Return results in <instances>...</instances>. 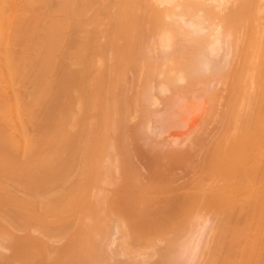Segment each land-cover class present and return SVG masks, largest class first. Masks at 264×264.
Returning <instances> with one entry per match:
<instances>
[{
    "label": "bare ground",
    "instance_id": "1",
    "mask_svg": "<svg viewBox=\"0 0 264 264\" xmlns=\"http://www.w3.org/2000/svg\"><path fill=\"white\" fill-rule=\"evenodd\" d=\"M260 1L13 0L11 6L7 3L9 9L0 0V121L9 120L13 124L5 126L15 123L22 131L15 135L10 132L14 128L7 127L13 138L0 123V208L8 212L0 221V264H189L204 233L210 232L205 225L212 216L216 222L223 216L215 229L222 258L237 243V234L252 227L251 221L264 220V208L257 209L264 206V32L257 34L256 23L249 25L256 22L254 7L264 10ZM256 19L263 23L258 14ZM229 75L232 99L224 110L225 124L215 138L206 139L208 152L189 182L183 181L194 192L173 195L185 184L170 176L169 164L186 159L193 149L184 140L175 146L173 132L198 124L203 113L200 94ZM8 84L27 86L10 92ZM251 84L258 95L253 93V100L251 94L250 99L243 97L249 99L241 101L245 108L237 103ZM6 88L9 97L18 94L9 98ZM2 89L9 102L20 101L25 93L27 101L21 99V107L14 104L16 112L11 102L7 107ZM18 112L21 130L14 118ZM33 115L41 118L36 119L35 139L25 133ZM190 132L182 135L187 141ZM165 135L160 142L154 140ZM128 140L138 147L146 140L147 151L158 147L150 154L159 173L134 174L136 156ZM19 148L26 149L23 162L16 156L24 154ZM126 170L129 177L124 176ZM209 177L215 181L207 185ZM126 180L127 194L122 189ZM5 183L11 185L9 190ZM257 184L259 190L254 191ZM235 197L242 206L243 201L249 203V209L244 211L246 204L238 207L235 201L234 208ZM253 197L260 202L252 204ZM250 204L261 211L260 220ZM237 207L241 213L236 211V216ZM242 210L254 213L248 217L256 220H246L248 213L243 214L246 222L239 218ZM233 215L239 224L240 219L245 222V229L232 223L237 221ZM8 220L27 230L12 234ZM252 230L246 235L253 237ZM242 247L233 249L236 254L245 251L238 256L254 251ZM259 248L264 251V244ZM216 259L219 264L221 258Z\"/></svg>",
    "mask_w": 264,
    "mask_h": 264
},
{
    "label": "rangeland",
    "instance_id": "2",
    "mask_svg": "<svg viewBox=\"0 0 264 264\" xmlns=\"http://www.w3.org/2000/svg\"><path fill=\"white\" fill-rule=\"evenodd\" d=\"M5 1H6V2H5ZM11 1H13V0H10V1H9V0H4V2H5L6 4H7V3L9 4ZM262 2H263V0L260 1V4L262 5V7H261V5H259V6H260L262 9H264V8H263V4H264V3H262ZM11 3H12V2H11ZM229 3H230V2H229ZM6 4H5V5H6ZM8 4H7L5 7H8ZM9 6H11V4H9ZM225 6L227 7L226 9H228V7H229L230 5L228 6V3H227V4H225ZM256 6H257V4H256ZM259 6H258V7H259ZM8 8H9V7H8ZM11 8H12V7H10L9 9H11ZM261 8H259V9H261ZM5 9H6V8H5ZM9 9H7V10H9ZM254 9H256V8L254 7ZM254 9H253V11H252V13H253L252 15H254V16L256 15V16H255V17H253L252 15H251V16L253 17V19H254V18L256 19V18H257V14H258V19L260 20V22L263 20V21H262L263 23H261V24H260V23H257V19H256V20L254 19L253 21H256V22H253V21H252L253 23H250L251 21H249V20H248V21H249V25H250V24H254V25H255V23H256V26L253 25V26H254L253 29H254V28H257L258 31H259V32L257 31V34H258V33L260 34V32H261V33L264 32V31H262V28H261V27L264 25V19H263V17H264V10H263V12H260V11L258 10V8H257L256 10H258L259 12L257 11V13L254 14V12L256 11V10H254ZM228 10H229V9H228ZM261 11H262V10H261ZM6 12L8 13V11L5 10V13H6ZM7 13H6V14H7ZM10 13H11V10H9V14H10ZM7 15H8V14H7ZM259 17H260V18H259ZM250 18H251V17H250ZM250 20H252V19H250ZM259 20H258V21H259ZM248 21H246L247 23L245 22V25H246V24L248 25ZM243 24H244V23H243ZM257 24H258V25L260 24V25H259V26H260V29H259V27H258ZM249 25H248V26H249ZM251 27H252V26H251ZM249 29H250V27L246 28L247 31H248ZM251 29H252V28H251ZM253 29H252V33L254 34ZM257 29H256V30H257ZM241 30H242V28H241ZM246 30H245V31H246ZM260 30H261V31H260ZM263 30H264V26H263ZM242 32H243V31H242ZM242 32H241V33H242ZM248 32H249V31H248ZM248 32H245V33H247V36H248ZM244 44H246V43H244ZM244 44H243V45H244ZM244 46H245V45H244ZM244 46H243V48H242L243 50L246 48V46H245V48H244ZM227 77H228V76H227ZM227 77H225V78L227 79ZM225 78H224V79H225ZM230 78H231V76L229 75V80H224V79H223L224 82H222V81L220 80L222 83H220V81H219L217 85H216L215 83H212V86L210 87V90H208V92H207V90L205 91V92H207V93L204 92V93H201V94H200V101H199V102H200V105H199L200 107H199V109H201V111L203 110V113H202V114L200 115V117H199V120H198V122H197L198 124H196L193 128H189V129L183 130L184 132H183V131H180V132H179V131L173 132V133H175V134H174V138L177 139V141L175 142V146H177V145L179 144V142H181V141H183V140H184V145H187V144H188L189 148H190V147L192 148V146H193V149L191 150L192 154L189 153L188 155H186V156H185L186 159L183 158L182 160H180V162H179V161H177V162L174 161V162H172L171 164H169V165H172V166H169V167H168V168H170L169 171L171 170V174H170V176L173 174L172 177H173V179H175V182H176V183H180L181 180H182V183H183V184H185L183 181L189 182V180H190L191 177H192L191 175H193V173L195 172V170H196L197 168H199V163H200V161L202 160L203 155L206 153V151L208 152V147H209V146L206 147L207 140H208V139H211V138H212V139L215 138V136L218 135V132H219V130H220L219 128H222V127H220V126H221V123H222V125L225 124V122H224V120H225L224 118H225V114H226L225 112H227V110H228V109H226V108H228V106H229V104H230V101H231L230 99H232L231 94H230V92H229V90H230V89H229V88H230L229 85H231V84L228 83V81L230 82V81L232 80V78H231V79H230ZM7 81H8V79H7ZM17 83H18V82H17ZM17 83H15V84H17ZM5 85H6V84H5ZM5 85H4V86H5ZM17 85H18V84H17ZM17 85H14V88H13L12 86H10L9 84H8L7 86H9L10 89H13V90H10V92H13V91L15 90V88H16L15 86H17ZM4 86H3V89H5ZM7 86H6V87H7ZM20 86H23V87L25 88L27 85H19V86H17V87H20ZM251 86H253V87H251ZM251 86H250V87H251L250 89H246V91H245V92H249V93H248V94L246 93L245 95L243 94L241 100L238 99L240 102L243 100L244 103H245V102L248 103V101H249L250 98H251V100L257 98V97H255V96L258 95V94H256L257 88L254 87L255 85H252V84H251ZM11 87H12V88H11ZM23 87H21V88L23 89ZM253 88H256V91H255V89L252 90ZM3 89H2V93H4V92H3ZM17 89H18V88H17ZM27 89L29 90V88H27ZM23 90H25V92H26V89H23ZM28 90H27V91H28ZM249 90H252L253 92L251 91V93H250ZM4 91L6 92V91H7V88H6V90H4ZM8 91H9V90H8ZM8 91H7V92H8ZM18 91H19V93L21 94V91H22V90L20 91V89H19ZM18 91H17V92H18ZM7 92H6V95L9 97L10 94L8 95ZM14 92H16V90H15ZM25 92L23 91V93H25ZM26 93H27V92H26ZM26 93H25V96H24L23 98H21V97H20V98L23 99V100H25V99H26V98H25V97H26ZM253 93H255L256 95L253 96ZM16 94H18V93H15V94H12V95L15 96ZM250 94H251V97L249 98ZM6 95H5V93L2 94V96H6ZM23 95H24V94H22V96H23ZM229 95H230V96H229ZM246 95H248V98H249V99L247 98L248 101H247L246 98H245V99L243 98V97H247ZM2 96H1V97H2ZM7 96H6L5 98H7ZM13 96H11V97H9V98H12ZM18 96H20V95H17V97H18ZM252 96L255 97V98L252 99ZM229 97H231V98H229ZM5 98H3V99L5 100ZM24 98H25V99H24ZM3 99H2V100H3ZM21 99H19L20 101H18V102L16 101V103H18L17 105H19V106H20L19 102L21 103V102L23 101V100H21ZM9 100H10V99H9ZM11 100L15 102L14 98L11 99ZM245 100H246V101H245ZM7 101H8V98H7L4 102L6 103ZM25 101H27V100H25ZM239 101H238V102H239ZM4 102H2V103L4 104ZM8 102H9V101H8ZM8 102H7V103H8ZM10 102H11V101H10ZM10 102H9V103H10ZM23 102H24V101H23ZM240 102L237 103V104H238V105H241V106L244 105V107L246 106V104H244L243 102H241V103H240ZM9 103H8V104H9ZM11 103H12V102H11ZM16 103H12V106H13L14 104H16ZM25 103H26V102H25ZM242 103H243V104H242ZM226 104H227V105H226ZM5 105L7 106V104H5ZM5 105H3V106H4V109L6 108ZM17 105H14L13 108H12V109H13L14 111H16V112H17V107H16ZM10 106H11V104H9V106H7V107L10 108ZM19 106H18V108H19ZM22 106H24V103H22ZM226 106H227V107H226ZM20 107H21V106H20ZM9 108H8V109H9ZM14 108H15V109H14ZM240 108H241V107H240ZM245 108H246V107H245ZM250 108H252V107H250ZM19 109H20V108H19ZM21 109H22V108H21ZM225 109H226V110H225ZM9 110H10V109H9ZM224 110H225V112H224ZM2 111H3V110H2ZM6 111H7V110L5 109L3 115H4V116H7V115L9 116L10 111H8V112H9L8 114H7ZM14 111H13V112H14ZM19 111H21V110H19ZM201 111H200V112H201ZM5 112H6V113H5ZM22 112H23V111H22ZM18 113H19V112H18ZM6 114H7V115H6ZM16 114H17V113H16ZM19 114H20V113H19ZM19 114H18V115H19ZM35 114L37 115V112H36ZM38 114H39V113H38ZM223 114H224V116H223ZM18 115H14V118L17 116V117H16V118H17V125H16V126H18V125L20 124L18 128H20V130H21V127H20V126H22V125H21V123H18V122H19L18 117H21V114H20V116H18ZM22 115H23V114H22ZM8 116L5 117V119H6V118L9 119L10 117H8ZM10 116H11V114H10ZM12 116H13V114H12ZM38 116L40 117V114H39ZM201 117H202V118H201ZM221 117H222V118H221ZM37 118H38L37 116L35 117V116L33 115V119H32V121L30 120V122H29L30 124H27V125L25 124L26 127H27L25 133H27L26 136L29 137V138H33V137H34L33 139H35V138L38 136V132L35 131V130H36V129H35V123L37 122L38 119H41V118H38V119H37ZM0 119H1V117H0ZM19 119H20V118H19ZM26 119H27V118H26V113H24V116H23V122L26 121ZM36 119H37V120H36ZM2 120H3V119H2ZM15 120H16V119H15ZM20 120H22V119H20ZM8 121H9V120H8ZM8 121H7V123H6V121H2V122L0 121V123L3 124V125H2V124H0V125L4 126L3 129H5V128L11 126V125H10V126H9V125L5 126L6 124H13V123H9L10 121H9V122H8ZM11 121L13 122L14 120L11 119ZM14 122H15V121H14ZM21 122H22V121H21ZM23 122H22V124H23ZM131 122H132V121H131ZM133 122H134V120H133ZM133 122H132V123H133ZM5 123H6V124H5ZM4 124H5V125H4ZM130 124H131V123H130ZM14 125H15V123H14ZM14 125H12L13 127L11 126L10 129L7 128V134H8V136L10 135L11 137H13L14 135H13L12 133H14L15 135H16V134L18 135V133H19V134L22 133V131H21V132L18 131V130L16 129L17 127H15ZM218 126H219V127H218ZM13 128H14V129H13ZM22 128H23V127H22ZM8 129H9V130L13 129L12 131H10V132H12L11 134H12L13 136L10 134V132H8ZM16 130H17V133H16ZM22 130H23V129H22ZM190 130H191V131L193 130V132H192V133L190 132L191 134L188 133V134H190L191 136L189 135L190 137H188V141H187L186 138H187L188 135H187L185 132H187V131L189 132ZM216 130H217V131H216ZM4 131H6V130H4ZM13 131H15V132H13ZM23 131H25V130H23ZM213 131H214V132H213ZM215 131H216V132H215ZM182 132H183V133H182ZM130 133H132V132H130ZM130 133H129V134H130ZM184 133L187 135V136H186V135L183 136L186 140L183 139V137H182V135H183ZM133 134H134V133L130 134V135H131V137H130L131 140H132V138L134 137ZM146 134H148V133H146ZM213 134H214V137L212 136ZM24 135H25V134H24V132H23V136H24ZM130 135H129V136H130ZM198 135L203 136V137H201V138L199 137V138H198ZM132 136H133V137H132ZM14 137H15V136H14ZM14 137H13V138H14ZM16 137H17V136H16ZM20 137H22V136H20ZM163 137H166V135H165V136H162V137H157V136H156L157 139H155V137H154V140H156V142H158V139H159V142H160V141L163 139ZM18 138H19V136H18ZM22 138H23V137H22ZM128 138H129V137H128ZM130 138H129V139H130ZM15 139H17V138H15ZM15 139H14V140H15ZM19 139H20V138H19ZM206 139H207V140H206ZM17 140H18V139H17ZM204 140H205V141H204ZM22 141H23V139H21L20 142H22ZM128 141H130V140H128ZM143 141H144V142H143ZM143 141H142L143 143L138 142V144L140 143V147H138L139 145L137 146V142H136V144H135V141H134V142L132 141L133 143H132L131 141H130V143L128 142V145H129V149H130V151H131V149H132V151L134 150L133 152L135 153V156H136V157H134V156L132 157V161L134 162V165H133V166H134V168H136V171L134 172V174H137V176L139 175V176H142V177H143L144 175L148 176L149 173H150V174L153 173V174H152V176H153V175H155V173L157 174V173H159V172L157 171L158 168L156 169V168H154L155 166H153V165H155L156 163L153 161V160H154V159H153L154 157H152V156H154V155L150 154V152L153 153L156 149L158 150V147H154L155 149H154V148L151 149L152 151H151V150H150V151H147V149H146V148H147V144H145L147 141H146V140H143ZM191 141H192V143H194L193 145H192ZM209 141H210V140H209ZM18 142H19V141H18ZM187 142H188V143H187ZM197 142H198V143H197ZM205 142H206V143H205ZM118 143H119V142H118ZM131 143H132V144H131ZM154 143H155V142H154ZM176 143H177V144H176ZM190 143H191V146L189 145ZM200 143H201V144H200ZM130 144H131V145H130ZM134 144H135L136 146H135ZM203 144H204V145H203ZM142 145H144V146L142 147ZM171 145L174 146V143H171ZM194 145H195V146H194ZM202 145H203V146H202ZM197 146H198V147H197ZM21 147H24V146H21ZM21 147H20V148H21ZM118 147H119V148H118ZM144 147H145V148H144ZM149 147H150V146L148 145V150H149ZM20 148H19V149H20ZM121 148H122V145L120 146V143H119V146H117V149H120V150H121ZM150 148H152V146H151ZM159 148H161L160 150H163V149H164V147H163V149H162V147H159ZM203 148H204V149H203ZM205 148H207V150H205ZM19 149L17 150V152L19 151ZM20 150L23 151V153H24V154H22L23 156L19 154V153H22L21 151L18 152V154H16V156H17V157L20 156V157H21L20 159H21V161L23 162V160L25 159L24 157H25V150H26V149L24 148V149H20ZM120 150H119V151H120ZM157 150H156V151H157ZM202 150H203V151H202ZM122 152H123V151H122ZM193 152H194V153H193ZM121 154H122V153H121ZM202 154H203V155H202ZM132 155H134V154L132 153ZM151 155H152V156H151ZM200 155H201V156H200ZM199 156H200V158H198ZM22 157H23V158H22ZM201 157H202V158H201ZM133 158H134V159H133ZM151 158H152V159H151ZM18 159H19V158H18ZM18 159H17V160H18ZM32 159H34V158H32ZM184 159H185V160H184ZM200 159H201V160H200ZM187 160H188L190 163H192L193 165H190V163H189ZM19 161H20V160H18V162H19ZM181 161H183V162H186V161H187V162H186V164H185V163H183V162H181ZM195 161H196V162H195ZM174 163H175V164H174ZM177 163H178V164H177ZM181 163H183L184 166L187 165V168L184 167L183 164H181ZM187 163H188V164H187ZM195 163H196V164H195ZM179 164H181V166H183V167H180ZM197 164H198V165H197ZM176 165H177V166H176ZM178 165H179V166H178ZM194 165H196V166H194ZM173 166H174V167H173ZM190 166H194V167H190ZM197 166H198V167H197ZM188 167H190V168H188ZM196 167H197V168H196ZM191 168H192V169H191ZM190 169H191V170H190ZM194 169H195V170H194ZM158 170H159V169H158ZM193 170H194V172H193ZM197 170H198V169H197ZM139 171H140V173H139ZM156 171H157V172H156ZM137 172H138V173H137ZM172 172H173V173H172ZM128 174H129V173H128V170H126V171L124 172V176H125V177H129V176H127ZM147 174H148V175H147ZM174 175H175V176H174ZM146 176H145V177H146ZM172 177H171V180H172ZM169 178H170V177H169ZM176 178H177V180H176ZM183 178H184L185 180H184ZM210 178H211V177H209V179H208L209 181H206L207 183H205V184H207V185L212 184V182H213V181H212L213 177H212L211 179H210ZM178 180H179V181H178ZM210 180H211L212 182H210ZM213 180L215 181V179H213ZM127 181H128V180H126V181H124V182L122 183V184H123V185H122V189H125V194H127V193H126V190H128V189H129V186H130V184H128ZM208 182H209V184H208ZM8 184H9V183H8ZM124 184H125V185H124ZM5 185L8 186V190H9V186H11V185H7L6 183H5ZM128 185H129V186H128ZM177 185H178V184H177ZM207 185H206V186H207ZM120 187H121V186H120ZM254 187H255V188H254ZM254 187H253L254 189L252 188L254 191L259 190V189H257L258 184L255 185ZM259 187H260V185H259ZM6 188H7V187H6ZM126 188H127V189H126ZM183 188H184V189H183ZM183 188L180 187V189L174 190V191L172 192L173 195H174V194H178V192H179V193H181V192L183 193V192H186V191H187V193L190 192V191H191V193L194 192V189H193V192H192L191 185L188 184V183H186V184L183 186ZM120 189H121V188H120ZM203 189H204V187H203ZM255 189H256V190H255ZM108 190H111V188L108 189ZM182 190H183V191H182ZM195 190H196V189H195ZM197 191H198V190H197ZM11 192H12V194H14L13 191H11ZM128 192H129V191H128ZM195 192H196V191H195ZM123 193H124V191H123ZM254 193H255V192H253V194H254ZM256 193H257V197L260 199V197H259L260 194L258 193V191H257ZM256 193H255V195H256ZM15 194L18 195V196L21 195V194H17V193H15ZM170 195H171V194H170ZM255 195H254V197L256 198ZM258 195H259V196H258ZM239 197H243V200H244V196H243V195H242V196H239V195H238L237 198H239ZM254 197H253V199H255ZM232 199H234V198H232ZM240 199H241V198H240ZM240 199H239V201H238L239 203H237V199H236V197H235V199L233 200V202L235 201V202L238 204V205H237L238 207H239V206L241 205V203H242V201H241ZM245 199H246V198H245ZM253 199L251 200V201H252V204L255 203V202L253 203V201H256V200H257V199H255V200H253ZM259 199L256 201L257 203L260 202ZM240 201H241V203H240ZM235 202L233 203V206H234ZM243 202L246 204V205H245V206H246L245 209H244V208H243V209H244V211H245V210L247 211V209H249V208L247 207V204L249 205V203H247V202H245V201H243ZM244 203H243V206H244ZM257 203L255 204V205H256L255 207H257ZM261 204H263V203H260L259 205H261ZM241 206H242V205H241ZM243 206H242V207H243ZM252 206H253V207H252ZM252 206H251V204H250V206H249V207H251L250 209H252L253 212H257V214H254V213H253L254 216L256 215L255 217H257L258 214L261 212V211H260V212L258 213L259 210L257 211V209L260 208V210H262V209L264 208V206L261 205L260 207H257V209L255 210V209H253V208H254V205H252ZM262 206H263V207H262ZM238 207H237V210L235 209V212H234L235 214H234V215L238 214L236 211H238V210L240 211V209H238ZM1 208H2V207H1ZM1 208H0V210H1ZM3 208H4V207H3ZM12 208H13V207H12ZM234 208H236V206H234ZM240 208H241V207H240ZM246 208H247V209H246ZM6 209H7V208H6ZM1 211L3 212V209H2ZM1 211H0V214H1V215H0V221L3 220V218H5V217L2 218V216L5 215L4 212L8 213L7 211H4L3 213H1ZM244 211L242 210V215L245 214V213H246V214L248 213V212H244ZM263 211H264V210H262V212H263ZM240 213H241V211H240ZM3 214H4V215H3ZM209 214H210V213H209ZM209 214H208V219L212 216V213H211V216H210ZM253 214H252V215H253ZM260 214H261V213H260ZM260 214H259V215H260ZM234 215H233V216H234ZM239 215L241 216V217L239 216V218H241V219H243V220L245 219V218H243V217H245V215H243V216H242L241 214H239ZM248 215H251V214L248 213L246 216L248 217ZM252 215H251V216H252ZM263 215H264V212H263V214H262V217L264 218ZM6 216H7V214H6ZM236 216H237V215H236ZM251 216H250V217H251ZM254 216H252V218H253ZM212 217H214V216H212ZM212 217L209 219V222H207L206 225H205V229L207 228L206 226H208V228H207L206 230H207V231H210V232L207 233V234L204 233V235H203V237H202V238H204V240L202 241V238H201V240H200V242H199V245H198V246L200 247V249H199V247H198V251L200 250V252L196 251L198 254L196 253L197 255L194 256L192 262H190L189 264H209V263H211V261H212V263H214V262H213V259H214V261H215V259H216V258L218 259L219 256H220L219 259L221 258L222 261H224V262H222L221 259H220V262H221V263H220L219 261H217V262H219V264H226L225 262L228 261V259H226V258L228 257V256H227L228 254L231 255L232 257L229 258V260H231V261H228L227 263H229V262L231 263V262L233 261V258L235 257V258H234V262H233L234 264H237V263H238V264H240V263L242 264V262H243L244 260L246 261V262H243L244 264H245V263H246V264H251L252 261H253L252 264H260V263H261V264H264V261H263L262 258H261V261H262L263 263L260 261V257H261V256H262V257L264 256V255H263V254H264V253H263L264 251L261 249L262 247L259 248L260 245L263 246V244H264V243H263V242H264V238H263V237H264V236H263V235H264V234H263V233H264V231H263V230H264V224H261L264 220H260V219H259L261 216H260V217H259V216L257 217V218L261 221V222H259L258 219H257V221L261 224V227H260V224L256 223V221H254V222L251 221L252 224H250L251 222H248L249 220H256V219H251V218H249V217H248V219H246V220H248V221H247V224L252 225V227H250V226H249V227H250V228H254L253 230H255V232H253V230L250 229V228L247 226V227L250 229V231L252 230V232H253V237H254L255 242H256V240H257V238H258L259 236L262 237L261 240H260L259 238H258V240H257V242L260 241V243L258 242L259 244H257V242L254 243V240H252L253 237L250 236L252 233L249 234V235H246V233H247V234L250 233V231H249V232L247 231L248 228L242 226V225H243L242 223H243L244 221L246 222V220L243 221V220L240 219V224L238 223V219H236L235 216H234L235 219L232 220V221L237 220L236 222H232V223H234V224L237 223V225H235V226L239 227V225H240V226H242V229H245V228H246L245 230L247 231V232H246V231L242 230V232L244 231L243 234H242V233L240 232V230H238V231L240 232V234H242V235H241L240 238H239V235H240V234H239V233L237 234V235H238V237H237V238H238L237 243H240L239 241H242L243 238H244V240H245V237H246V236H247L246 238H247L248 241L245 240L246 242L243 241V242H241V244H237V243L235 242V245H236V244H237V245H244V244H245V247H246L248 250H249L248 247H250V249L252 248V250H254V251H252V252H253V255H252V252H251V255H252V256H251V255H250V252L247 251L246 254H245L243 257H242V256H238V254L241 253V252H240L241 250L239 251L238 254H236V253L238 252L237 250L240 249V247H242V246H240V247L238 248L237 245L235 246V245L233 244V246H234L235 248H236V247H237V248L235 249V248L232 247L231 245H230V247H232L233 249H235L237 252H236V251L234 252L233 249H232L231 252H230L228 249H231V248H226V247H225L224 250H226V251L228 250V251H227V254L225 253V251H221V254H222V252H223L222 256H224V255L226 254V257L224 256L223 258L221 257V255H219V254H220V253H219L220 250H219V248H217V244L215 243V241H216V238H215V237L217 236V234H216L217 230H216V232H215V229H217V227H218L217 225H219L218 223H220V221L223 219V218L221 219V217H223V216H221V217L217 220V222L214 221V220L217 219V216H215L216 219H214V218H212ZM218 217H219V216H218ZM7 218H8V216H7ZM261 219H262V218H261ZM8 221H9V220H8ZM242 221H243V222H242ZM241 222H242V223H241ZM245 222H244V223H245ZM1 223H2V222H1ZM3 223H4V221H3ZM3 223H2V224H3ZM7 223L9 224V225H8V228H9V230L11 231V233H12V232L14 233V231H15L16 229H18V231H20V232H24V231L27 230V229H21V227L16 226V224H15V226H13L14 222H13V223H10V221H9V222H7ZM7 223H6V224H7ZM209 223H210V224H209ZM213 223H214L215 225H214ZM216 223H217V225H216ZM227 223H228V222H227ZM229 223H230V222H229ZM253 223H254V224H253ZM263 223H264V222H263ZM2 224H1V225H2ZM4 224H5V223H4ZM238 224H239V225H238ZM241 224H242V225H241ZM257 224H258V225H257ZM230 225H231V227L233 226V224H230ZM230 225L228 224V226H230ZM244 225H246V224H244ZM255 225H257V226H255ZM213 226H214V228H213ZM215 226H216V227H215ZM235 226H234V227H235ZM253 226H255V227H253ZM258 226H259V227H258ZM262 226H263V227H262ZM231 227H230V228H231ZM209 228H210V230H209ZM232 228H233V227H232ZM255 228H256V229H255ZM259 228H260V230H259ZM262 228H263V230H262ZM205 229H204V232H207V231H205ZM212 229H213V232H212ZM239 229H241V227H240ZM257 229H258V230H257ZM236 231H237V229H236ZM258 231H259V232L262 231V232H260L261 235H258V233H259ZM245 232H246V233H245ZM13 233H12V234H13ZM254 233H255V235L257 234L258 236H255ZM20 234H22V233H20ZM262 234H263V235H262ZM206 235H207V236H206ZM242 236H243V237H242ZM249 236H250L251 238H248ZM205 237H206V238H205ZM256 237H257V238H256ZM249 240H250L253 244H255V245H253L254 247H255L256 244H257V246H256L254 249H253V246H251L252 243H249V242H250ZM235 241H236V240H235ZM261 241H263V242H261ZM201 242H202L203 247H202V245H201ZM247 242L249 243V246H246V245L248 244ZM243 243H244V244H243ZM262 243H263V244H262ZM208 245H209V246H208ZM201 247H202V248H201ZM245 247H244V246L242 247V251H244L243 249H246ZM216 249L218 250V252H217ZM260 249H261V250H260ZM263 249H264V248H263ZM256 250H257V252H256ZM208 251H209V252H208ZM261 251H263V252H262V254H261V256H260V252H261ZM206 252H207V253H206ZM215 252L218 253V256H216L217 253H215ZM244 252H245V251H244ZM244 252H242V253L244 254ZM254 252H255V253H254ZM231 253H232V254H231ZM234 253H235V256L233 255ZM242 253L239 254V255H243ZM248 253H249V254H248ZM254 254H255V255H254ZM257 254H258V255H257ZM246 255H247V256H246ZM248 255H249V257L253 258L254 260H253V259L250 260V258L248 257ZM208 256H209V257H208ZM215 256H216V257H215ZM233 256H234V257H233ZM253 256H255V257H253ZM239 257H240V258H239ZM241 257L244 258V259H241ZM210 258H211V259H210ZM231 258H232V259H231ZM237 258H238V259H237ZM263 258H264V257H263ZM217 259H216V260H217ZM219 259H218V260H219ZM225 259H226L227 261H226ZM240 259L242 260V262H241ZM247 259H248V260H247ZM239 260H240V261H239ZM235 261H236V263H235ZM247 261H248V263H247ZM250 261H251V262H250ZM256 261H258V262H256ZM259 261H260V262H259ZM239 262H240V263H239ZM249 262H250V263H249ZM214 264H215V263H214ZM216 264H217V263H216ZM231 264H232V263H231Z\"/></svg>",
    "mask_w": 264,
    "mask_h": 264
}]
</instances>
